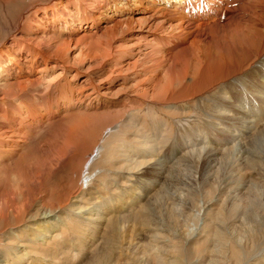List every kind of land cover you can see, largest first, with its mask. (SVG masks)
<instances>
[{
    "label": "bare ground",
    "instance_id": "1",
    "mask_svg": "<svg viewBox=\"0 0 264 264\" xmlns=\"http://www.w3.org/2000/svg\"><path fill=\"white\" fill-rule=\"evenodd\" d=\"M18 1L0 264H264V0ZM88 62L132 83L104 117Z\"/></svg>",
    "mask_w": 264,
    "mask_h": 264
},
{
    "label": "rangeland",
    "instance_id": "2",
    "mask_svg": "<svg viewBox=\"0 0 264 264\" xmlns=\"http://www.w3.org/2000/svg\"><path fill=\"white\" fill-rule=\"evenodd\" d=\"M31 1L33 0H25L23 1V3L21 2V0H19L17 2V6L16 8H14V12L17 11V7L19 6L20 8L22 6H26L28 5ZM22 5V6H21ZM79 51H76L74 53L77 54ZM73 56V55H72ZM89 66V62L85 64V68L82 71H79V73L77 74V76H74V72L73 74L70 73V75H68V77L66 78L67 82H70V80H72V84L75 85L77 88L80 87L79 85H81V82H83L85 79H90L89 76L91 75V72L93 73V75H95V77L92 79L93 83L95 84V86L98 88V91L100 92V94L98 95L97 98H95L94 100L90 99V98H82V100H80L79 102L76 101L75 103L77 104H82L83 106L89 104V106H99V109H95L93 107H91L88 111L90 114H93L92 117H98V116H102L104 117L105 115H108V113L117 110L116 108V102H118V100L122 99L125 96V93H129L131 92L128 87L132 84V83H124L122 81V77L123 76H116L115 79L116 81H105L102 83H99L100 78L107 76L110 71L105 68V65H103L102 67H94V69H92L89 73V75H87L89 71L84 72L87 67ZM78 77V78H77ZM87 77V78H86ZM73 78V79H72ZM98 79V80H97ZM83 80V81H82ZM65 81V80H64ZM129 85V86H128ZM125 86V87H122ZM121 88V89H119ZM124 88V89H123ZM126 90V92H125ZM119 91V92H118ZM124 91V92H123ZM118 92V93H117ZM121 92V93H120ZM105 93V94H104ZM124 93V94H123ZM116 95V97H115ZM101 98V99H100ZM107 102H106V101ZM88 102V103H87ZM111 102V103H110ZM114 102V103H113ZM93 103V104H92ZM63 108H66L67 105H64L62 103ZM102 106V107H101ZM108 106V107H107ZM115 108V109H114ZM110 110V111H109ZM112 110V111H111ZM86 111V112H88ZM92 111V112H91ZM96 113H95V112ZM108 111V112H107ZM94 112V113H93ZM103 112L107 113V114H103ZM99 114V115H98ZM101 114V115H100Z\"/></svg>",
    "mask_w": 264,
    "mask_h": 264
}]
</instances>
